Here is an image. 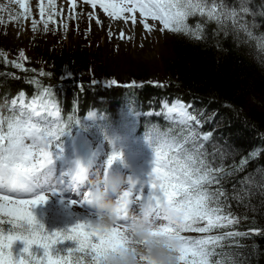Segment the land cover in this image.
<instances>
[{
  "label": "snow or ice",
  "instance_id": "6c2138e0",
  "mask_svg": "<svg viewBox=\"0 0 264 264\" xmlns=\"http://www.w3.org/2000/svg\"><path fill=\"white\" fill-rule=\"evenodd\" d=\"M85 2L93 9L99 5L109 17H123L133 24L138 9L139 22L148 31L159 22L160 31L204 39L207 27L215 23L214 33L223 30L225 36L231 34L238 42L258 40L264 45V31H256L264 24L257 19L258 15L264 17V3L257 13L253 0ZM16 3L23 13L9 19L26 17L30 11L26 0ZM76 4L77 0H71L72 9ZM5 7L0 4V9ZM39 11L45 27L62 14L54 2H50L46 17L43 4ZM88 15L102 23L96 12ZM36 26L33 18L32 28ZM109 32L111 35V29ZM118 34L123 37V29ZM0 55L8 60L6 54ZM19 57L8 63L36 73L26 80L35 90L30 93L21 88L15 94L5 91L0 96V264H87L89 260L99 264L107 250L124 245L121 227L101 229L88 215L94 188L99 187L101 178L105 183L122 185L117 196V211L122 216L139 212L159 222L158 234L175 251L177 264H234L222 244L226 239L238 243L233 238L241 235L236 227L239 217L231 211L222 184L228 173L220 174L223 157L233 148L219 143L210 127L216 120L215 113L208 117V109L196 107L195 98H161L151 115L178 125V130L168 127L157 131L153 122L142 135L134 113L114 120L91 108L82 116L77 104L65 114L57 97L59 86L41 79L53 73L44 68L28 69L22 62L28 59L23 50ZM11 76L20 78L15 73ZM104 83L119 85L121 81L112 78ZM137 83L133 79L128 86ZM205 124H209L208 131ZM115 173H122L125 179L113 180ZM93 178L95 184L91 183ZM74 206L84 211L74 212ZM59 214L79 218L64 227H49L47 217ZM188 231L201 235H185Z\"/></svg>",
  "mask_w": 264,
  "mask_h": 264
},
{
  "label": "trees",
  "instance_id": "16d2710c",
  "mask_svg": "<svg viewBox=\"0 0 264 264\" xmlns=\"http://www.w3.org/2000/svg\"><path fill=\"white\" fill-rule=\"evenodd\" d=\"M262 3L264 0H253L252 7L257 13ZM257 19L264 21V17L259 15ZM215 28V23L210 24L204 39L172 32L168 37L170 53L167 59L160 56L164 66H159L162 75H158L168 78L163 85L143 82L129 88H105L91 85L84 79L64 81V71L75 70L76 77L77 68L87 63L77 52L69 50L66 54H56L51 51L48 54L38 50L35 44L23 46L21 40L16 43L15 38L9 36L1 38L0 47L7 49L8 45L10 48L7 50L11 51L14 59H19V51L23 50L26 55L29 54L34 66L39 63L40 68L50 69L53 75L41 79L59 86L56 92L63 110L72 111L74 102L87 107L98 97H106L109 107L113 108L117 98L134 96L137 101L150 102L153 106L161 98H195L196 107L208 109V117L215 113L216 120L210 127L214 129L219 143L231 144L233 148L223 157L224 168L220 174L228 173L222 184L231 211L239 217L236 227L241 233L233 238L238 243L226 239L222 249L234 259V264H264V45L258 40L238 42L231 34L225 36L223 30L214 33ZM256 31H264V24ZM28 38L27 43H30ZM36 39L33 37L32 41L36 42ZM43 49L50 50L46 44ZM1 54L8 56L6 50ZM2 71L3 68L0 70V96L5 91L15 94L21 88L30 93L35 90L32 84L26 82L28 76L15 79L2 74ZM24 72L26 75L30 70ZM138 74L150 76L145 69ZM204 130H209V124L204 125ZM207 147L211 151L213 146L209 143ZM254 150L255 155L252 154ZM242 159L245 160L243 164ZM47 224L49 227H62L57 221ZM253 227L262 230L248 231ZM91 262L89 260L87 264Z\"/></svg>",
  "mask_w": 264,
  "mask_h": 264
},
{
  "label": "rangeland",
  "instance_id": "374dc122",
  "mask_svg": "<svg viewBox=\"0 0 264 264\" xmlns=\"http://www.w3.org/2000/svg\"><path fill=\"white\" fill-rule=\"evenodd\" d=\"M27 3L31 6L34 4V1L29 0ZM0 4L6 6L2 12L0 11V15L3 16V20H0V30L7 29V31L12 32L15 30L17 24L14 20L9 19V16L14 14V10L18 9L19 5L16 3V0H0ZM84 8V6L76 7L68 17V21L74 17L79 19L84 25L83 27L76 28L74 25L67 26L65 24L57 28V26L53 27L54 23L52 22V25L48 24V27L46 26V30L44 31L46 33L51 32L52 36L57 37L67 35L68 38L65 40L66 47H80L82 49L84 47L79 43L81 40H87L93 43V48L90 47V49H86L88 53L86 60L91 63L88 66H84V69L82 68L79 70L86 71L84 73L89 74L95 81L100 80L103 76H108V79L115 78L121 81L119 85H128L129 81L133 79L136 80V78H138V72L141 69H145L148 74L152 75L150 77L151 82H162V80L166 78L165 76L163 78V76L157 75H162L158 68L159 66H164L160 56L167 59V54L170 53L169 42L167 41L168 30L160 31L161 26L159 22H156V28L151 31L144 29L142 23L139 22L140 13L137 9V22L135 24H129V22L127 23V21H124L122 18L116 23H111L108 20L102 23L96 22L95 20V22L92 23ZM126 15L130 16L131 14ZM59 16L61 17V14ZM66 16L67 14L64 15V21L66 20ZM35 20L37 24H44V22L38 21L37 18H35ZM89 22L91 24L90 26ZM149 22H153L151 18H149ZM23 29L24 27H22L21 32L26 31ZM110 29L111 35L109 32ZM121 29L124 31L123 37L118 34ZM113 36L116 39L111 38ZM153 64L156 65L151 67ZM117 176L118 179L124 177L122 173H117ZM73 211L79 212L76 209H73ZM127 216L129 220L133 218V223L139 224L138 220H136L139 217L137 212H129ZM51 217H55L56 220L58 219L62 224L64 222H72V220L79 218L77 216L69 217L64 214H59L55 216L49 215L47 219ZM89 217L94 225L101 229L107 230L113 227L108 224L103 214H97L96 216L89 215ZM123 230L125 244L116 249L108 250L113 251L116 255V260L112 257L114 261H109L107 262L108 264H177L175 251L168 246L165 238L158 234V229L155 230L157 233L151 240L150 237H147V243H144L141 238L136 237V233L134 234L133 231ZM140 230L143 233V228ZM150 232L152 233V231ZM189 232L196 237L201 235V233L197 231H188L185 235L190 236ZM157 247L166 249L167 252L165 254L156 255L154 250ZM148 249H151V251H147ZM151 256H153L154 259L151 258Z\"/></svg>",
  "mask_w": 264,
  "mask_h": 264
},
{
  "label": "bare ground",
  "instance_id": "6f19581e",
  "mask_svg": "<svg viewBox=\"0 0 264 264\" xmlns=\"http://www.w3.org/2000/svg\"><path fill=\"white\" fill-rule=\"evenodd\" d=\"M111 38H115V37L113 36V37H111ZM111 38H110V39H111ZM115 39H116V38H115ZM110 185H111V186H114L113 183H111ZM110 197H111V196H110ZM110 197H107V198L109 199ZM117 209H118V204H117V206L115 207V210L112 212V214H113L114 217H121V214L117 211Z\"/></svg>",
  "mask_w": 264,
  "mask_h": 264
},
{
  "label": "clouds",
  "instance_id": "9594fccd",
  "mask_svg": "<svg viewBox=\"0 0 264 264\" xmlns=\"http://www.w3.org/2000/svg\"><path fill=\"white\" fill-rule=\"evenodd\" d=\"M154 251H155L156 255L165 254L167 252L166 249H163V248H160V247H157Z\"/></svg>",
  "mask_w": 264,
  "mask_h": 264
}]
</instances>
